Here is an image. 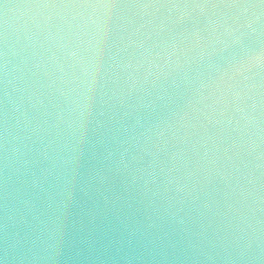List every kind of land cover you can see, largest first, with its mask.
Wrapping results in <instances>:
<instances>
[{"label": "water", "instance_id": "1", "mask_svg": "<svg viewBox=\"0 0 264 264\" xmlns=\"http://www.w3.org/2000/svg\"><path fill=\"white\" fill-rule=\"evenodd\" d=\"M43 4L83 13L55 77ZM46 80L24 264H264V0H0V171L11 101Z\"/></svg>", "mask_w": 264, "mask_h": 264}, {"label": "clouds", "instance_id": "2", "mask_svg": "<svg viewBox=\"0 0 264 264\" xmlns=\"http://www.w3.org/2000/svg\"><path fill=\"white\" fill-rule=\"evenodd\" d=\"M45 9L34 22L33 37L41 50L44 75L55 77L73 54L78 38L82 10L72 5L43 4ZM54 80H46L21 100L11 101L15 128L23 135L6 129L5 155L0 171V247L20 251L24 264L32 250L38 213V190L42 188L48 154L38 149L45 131L47 93ZM11 139H8V137ZM252 240L238 236L231 250L241 256L248 254Z\"/></svg>", "mask_w": 264, "mask_h": 264}]
</instances>
